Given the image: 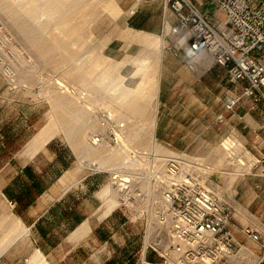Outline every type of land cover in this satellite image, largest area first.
I'll use <instances>...</instances> for the list:
<instances>
[{
  "label": "rangeland",
  "instance_id": "rangeland-1",
  "mask_svg": "<svg viewBox=\"0 0 264 264\" xmlns=\"http://www.w3.org/2000/svg\"><path fill=\"white\" fill-rule=\"evenodd\" d=\"M53 1L0 0V132L6 126L13 139L30 136L34 130L25 129L24 124H28L31 105L39 115L48 116L61 132L60 118L66 110L63 107L70 105L86 112L85 132L91 135L99 130L96 114L104 108L123 123L118 145L102 144L104 153L113 155L104 167L117 166L126 171L123 176L129 177V167L134 175H139L152 166L150 157L142 156V150L157 155L153 165L159 169L162 158L178 155L226 203L231 224H237L238 217L245 223L244 216L251 215L238 206L244 192L256 193L253 205L264 211L263 179L254 174L259 172L254 161L260 153L255 155L241 137L227 132L222 121L225 69L216 76L209 74L212 66L190 68L187 57L173 45L172 34H167L165 40L161 31L149 35L125 32L115 0H64L63 6L52 12L49 6ZM141 37L149 38V45L134 46L133 52L121 60L110 58L103 51L111 39H129L130 43L140 41ZM44 47L47 49L43 50ZM125 71H129L128 77L123 74ZM5 89L10 97L17 93L13 99L16 104L1 100ZM177 102L180 105L175 109ZM136 106L142 107V115L131 108ZM225 139L235 142L230 155ZM128 149L141 153L130 158L126 154ZM129 159L133 160L130 164ZM133 183L141 187V183ZM149 191V199L154 202L158 196ZM117 196L108 179L102 189L103 208L112 205L119 212L114 240L117 245L124 241L129 252L135 253H129V264H135L142 251H151L159 258L156 264H164V257L150 244L154 245L153 238L166 243V229L159 230L155 221L144 215L139 199L130 206H122ZM2 202L0 195V214L8 215L10 210ZM243 224L238 225L241 233ZM116 243L111 241L110 245ZM243 259L246 264H253L257 257L248 251Z\"/></svg>",
  "mask_w": 264,
  "mask_h": 264
},
{
  "label": "crops",
  "instance_id": "crops-1",
  "mask_svg": "<svg viewBox=\"0 0 264 264\" xmlns=\"http://www.w3.org/2000/svg\"><path fill=\"white\" fill-rule=\"evenodd\" d=\"M255 1L264 5V0ZM115 2L121 10V27L125 32L135 31L139 35L160 32L162 0ZM199 8L205 14H215L216 0L207 1ZM117 39H111L103 49L107 56L116 60L128 57L134 46H148L150 42L144 37L130 43L129 39L121 38L119 42ZM211 68L209 74L216 76L224 70L219 65ZM123 74L128 77L129 71ZM222 86L223 100L237 90L226 78ZM3 92V102L16 104L13 100L16 92L12 97L6 89ZM223 100L221 108L224 113ZM176 105L180 104L175 103V109ZM63 108L66 110L60 118L61 132L48 116L39 115L38 109L32 105L27 114L28 124H24L25 129L34 130L30 136L16 140L9 136L6 126L1 128L0 195L10 213L0 214V264H129V253H135L129 252L124 241L122 245L115 241L119 212L112 205L103 208L102 189L112 167L104 165L111 162L113 155L105 154L102 144L91 142L90 134L85 132L84 110L70 105ZM263 110V104L255 110L241 107V119L227 112L222 117L227 132L241 137L255 155L264 153V132L258 128ZM262 164L264 166V159ZM254 174L263 179L261 189L264 196V173L256 170ZM255 195L244 192L239 197L238 206L251 213L244 216L245 223L238 217L235 218L237 224L230 221L226 224L240 244L239 264H246L242 257L248 251L256 257L260 254L257 243L240 232V223L257 230L264 241V211L253 205ZM124 239L128 240L126 232ZM111 241L116 245L112 247ZM141 253L135 264L158 263L159 258L151 251ZM257 260L253 264H259Z\"/></svg>",
  "mask_w": 264,
  "mask_h": 264
},
{
  "label": "built area",
  "instance_id": "built-area-1",
  "mask_svg": "<svg viewBox=\"0 0 264 264\" xmlns=\"http://www.w3.org/2000/svg\"><path fill=\"white\" fill-rule=\"evenodd\" d=\"M162 1L160 35L164 39L167 34L173 35V45L187 57L190 68L219 65L225 69L227 81L237 88L225 97L224 111L241 119V107L255 110L264 105V5L255 0H216V13L205 14L199 7L210 0ZM96 116L99 130L91 133V142L116 147L123 136V123L104 108ZM258 128L264 132V110ZM226 140L225 148L232 149L234 141ZM126 151L130 158L141 153L137 149ZM141 154L150 157L151 168L134 175L129 167L128 177L123 176L126 171L112 166L109 182L120 205L130 206L139 199L144 215L155 221L159 230L166 229V243L153 238L154 245L150 244L164 257V264H239L240 244L226 227L231 214L226 203L187 168L180 156L162 158L159 169L153 165L156 154L144 150ZM263 159L264 153H260L254 161L262 174ZM132 161L129 159V164ZM149 190L158 196L154 202L149 199ZM241 231L257 243V263H264V241L258 231L249 225Z\"/></svg>",
  "mask_w": 264,
  "mask_h": 264
},
{
  "label": "bare ground",
  "instance_id": "bare-ground-1",
  "mask_svg": "<svg viewBox=\"0 0 264 264\" xmlns=\"http://www.w3.org/2000/svg\"><path fill=\"white\" fill-rule=\"evenodd\" d=\"M63 4H64V0H54L53 2H51L50 6H49V10L52 11V12H53V11H56V10L59 9L61 6H63ZM88 9H89V8H88ZM79 11H80V10H79ZM93 11H94V10H93ZM85 13H86V12H85ZM89 16H90V14H89ZM90 18H91V17H90ZM66 19H67V18H66ZM66 21H68V20H66ZM24 26H25V25H24ZM30 29H31V28H30ZM26 30H27V29H26ZM129 32H130V31H129ZM130 33H131V32H130ZM135 33H137V32H135ZM132 36H133V35H132ZM37 38H38V37H37ZM37 38H36V39H37ZM145 39H146V38H145ZM40 42H43V41H40ZM45 43H46V42H45ZM47 43H48V42H47ZM49 43H50V42H49ZM42 46H43V44H42ZM46 47L48 48V46H46ZM46 47H44L43 50H45ZM47 48H46V49H47ZM37 50H38V49H37ZM38 51H39V50H38ZM40 51H41V50H40ZM40 54H41V53H40ZM47 54H48V53H47ZM108 59H109V58H108ZM76 68H78V67H76ZM77 70H78V69H77ZM79 72H80V71H79ZM154 76H155V75H154ZM141 82H142V81H141ZM137 84H138V83H137ZM137 84H136V85H137ZM139 86H141V85H138V87H139ZM141 87H142V86H141ZM141 87H140V88H141ZM130 89H131V88H130ZM141 89H142V88H141ZM141 89H140V90H141ZM134 92H135V90H134ZM136 92H137V91H136ZM136 92H135V93H136ZM128 93H129V92H128ZM139 93H140V92H139ZM135 97H136V96H135ZM131 108L134 109V110H136L137 113H139V114H141V115L143 114L142 107H138V106H136V107H131ZM55 117H56V116H55ZM152 124H153V121H152ZM151 136H152V135H151ZM234 144H235V142H234ZM154 146H155V145H154ZM233 146H234V145H233ZM226 151H227V150H226ZM227 153H228V155H230V153H232V152H231V150L228 149ZM153 154L155 155V153H153Z\"/></svg>",
  "mask_w": 264,
  "mask_h": 264
}]
</instances>
